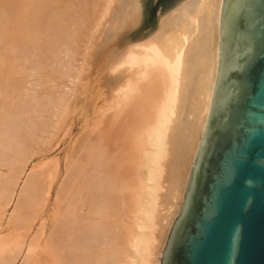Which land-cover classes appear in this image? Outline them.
<instances>
[{"label": "bare ground", "instance_id": "1", "mask_svg": "<svg viewBox=\"0 0 264 264\" xmlns=\"http://www.w3.org/2000/svg\"><path fill=\"white\" fill-rule=\"evenodd\" d=\"M222 4L223 0H182L161 18L154 33L120 49L118 37L141 20V0H0V40L9 45L0 54V93L10 92V101L0 100V122L6 127L0 124V139L10 137V126L23 104L19 88L26 83L19 70L21 57L36 56L33 63L45 70L44 80L45 76L55 79L59 73L78 79L82 67L75 65V73L69 62L81 50L82 60L87 57L88 65L96 64L88 58L94 55L89 48L98 32L102 41L96 46L112 47L105 70L115 74L110 82L115 86L109 105L114 109L113 119L110 133L103 135L108 140L93 146L97 152L92 147L82 150L70 164V188L66 189L65 182L56 194L49 231L43 218L49 189L40 181L50 176L42 171L30 176L0 235V264H14L20 253L23 264H161L210 111L218 73ZM61 53L68 54V62L59 58ZM47 55L56 59L53 69L44 63ZM64 65H69L65 73ZM92 75L81 76L87 83L80 81L78 94H87L92 85L97 88L93 89L95 99L104 95L100 91L104 83L100 73L93 79ZM52 90L50 100L59 106V116L64 115L68 99L65 95L57 98ZM42 124L32 120L29 133L42 129ZM30 140L24 139L23 152ZM115 140L117 149L113 148ZM20 158L19 162L25 159ZM101 164L107 167L102 169ZM137 180L144 186L139 200L129 193L130 182L133 185ZM15 184L11 177L0 180V220ZM132 209L142 213L144 222L136 219L126 229L125 217ZM37 218L42 221L30 238V225Z\"/></svg>", "mask_w": 264, "mask_h": 264}, {"label": "water", "instance_id": "2", "mask_svg": "<svg viewBox=\"0 0 264 264\" xmlns=\"http://www.w3.org/2000/svg\"><path fill=\"white\" fill-rule=\"evenodd\" d=\"M181 1L141 0L117 47ZM161 264H264V0H223L210 111Z\"/></svg>", "mask_w": 264, "mask_h": 264}, {"label": "rangeland", "instance_id": "3", "mask_svg": "<svg viewBox=\"0 0 264 264\" xmlns=\"http://www.w3.org/2000/svg\"><path fill=\"white\" fill-rule=\"evenodd\" d=\"M96 34L98 37L99 33L96 32ZM96 34H95V36H96ZM94 37L91 40V41H93L91 43V44H93V46L90 44L91 46L89 48V52L94 53V55L90 56L91 58H88V59L89 60L93 59V62L96 63V64L94 63L95 68H94L93 64L88 65L86 63L87 57L83 59L84 61L82 60L83 55H81V54H83V51L81 52V50H80V54L77 53L78 55L77 54L74 55L71 62H69V65L74 66V68L71 71L74 70L73 72H75V73H77V70L75 69V68H77V66L79 68H81V67L83 68V69L81 68L82 74H80V76H79L80 78H78V79L74 78L73 76H65V75L59 73L55 79H52L51 77L47 78L45 76V80H44L43 75H45V72H44L45 70L42 71L43 69H40V67H38V65H36V63H33L36 60V56L28 55V57H21L22 60L20 59L21 63H20L19 70L21 71L20 73H22L23 76L25 77V79L23 78L24 81H22V83H26V84H23L22 86L20 85V88H19L20 89L19 92L22 95L23 104L21 106H19L20 112H18L17 117L14 120L16 122V123H14L15 125L13 124L10 126V130H9L10 132L8 134L10 137H8V139L6 141H5V139L4 140L2 138L0 139V149L3 150V151L0 150V152H2V153H0V157L2 156V161L0 162V180L10 179V177H11V180H13V181L15 180V182H16V184L14 186L13 193H12L11 201L6 208V212H5V215L3 217V220H0V235L5 230L6 225L10 219V216L12 215L14 208L16 206V202L18 201V199H20L21 194L24 192V189L26 187V184L28 183V180L30 179V176H32L35 173L40 174L41 171L43 173L49 174V176H50V179L47 176V181H42V180L40 181V184H43L44 186H46L49 189V194H48L49 200L46 203V206L43 208V210H44L43 211V216H44L43 218L47 224V231H49V229L52 226V222H53L52 212H53L54 207H55L56 194L58 195V192H60L61 188L64 186V183L65 182L67 183L68 179L71 177V176H67L68 174L69 175L71 174V173H69V172H71V171H69L70 164L73 162L74 159H76L77 155L82 153V150L85 151L89 147L93 148V146H95L94 148L99 147L98 145L100 144V142L106 138V137L103 138V135L106 136L105 134L110 133L109 132V129H110L109 123H111L110 121H112L111 119H113L111 117H113L114 109L109 108V105H110L111 101L113 100V95H114L113 93H115V89H114L115 86L113 87V84H110V82L114 79L115 74L113 75L112 70L110 71L109 68H107V70H105V68L108 67L107 65L109 62V56H107V55L109 54L108 51H110L112 49V47L110 45H108V46H105L106 48H104V47L99 48L96 45L99 44L102 41V39H99V37L98 38L96 37L94 39ZM95 40H97V41H95ZM7 46H9V45H5V42L0 40V54H2L1 49H5L4 47H7ZM96 49H97V51H96ZM106 52H107V54H105ZM101 53H104V55H106V56H104L103 54H102L103 56H100ZM63 54L64 53H61V55H60L61 57H59V58H61V60L66 63V62H68L67 60H69L70 57L66 53L64 54L65 56ZM49 56H51V55H49ZM80 56H81V58H80ZM52 57H53V59H51ZM74 57H76V58H74ZM88 57H89V55H88ZM94 57H96V58H94ZM105 57H108V58L105 59ZM51 58L48 57V55H47L45 57L44 63H45V65L48 64L47 67L49 66L50 68L53 69L54 68L53 65L56 66L57 64L55 61L56 59L54 58L53 55L51 56ZM64 58H65V60H64ZM104 59H105V61H104ZM80 60L82 62H80ZM94 60H96V61H94ZM104 62H105V64H104ZM69 65H67V66L64 65L65 66L63 69L64 73L66 71H68ZM75 65H77V66H75ZM85 66H88V67L86 68ZM108 70L111 73L107 72ZM90 72H92V74H93L92 79L95 78L98 75V73H100V75H102L101 77L104 80L103 81L101 78V81L104 83L101 86L102 88L100 87L101 90L98 87L99 90L104 93V95L96 97L95 99L93 97L96 95L93 93L96 91L97 88L95 89L92 85L90 87H88V89L90 91H87V94H84V95L78 94L81 91L80 88H81L83 81H84L83 84H85V82L87 81V80L81 78V76L87 75ZM17 75H20V74H17ZM41 77H43V79ZM58 77L59 78L61 77V79H59ZM49 78H51V79H49ZM80 81L82 83H80ZM91 81H94V80H91ZM22 83H20V84H22ZM51 83H52V85L49 86V84H51ZM112 83H113V81H112ZM40 85L42 86V88L40 87ZM45 85H47V86H45ZM109 85H111L112 87ZM44 87H45L44 90H46L48 92H51V90L53 89L52 91L57 98L63 97L64 95H65V97H67L68 105H69V106H67L68 107V112L66 111L67 114L65 112L64 115H61L62 117L59 116V114L57 112L59 110V106L56 105V102L53 103V100H50V94H48V92L43 91ZM26 88H28V89H26ZM93 89H95V91ZM36 91H38L39 93ZM44 94H45V96H44ZM0 95H1L0 100L2 99L3 101H7L8 99H10V92H8V91L5 93H2V94L0 93ZM43 97H45V98L43 99ZM85 97H89V98L87 99ZM46 99L47 100L49 99V101H47ZM8 101H10V100H8ZM45 101L47 103H45ZM44 104H46V105H44ZM22 106H23V108H21ZM99 109H100V111H98ZM32 111H33V113H32ZM105 119L106 120L108 119L109 121H106ZM32 120H35L36 122L39 121L40 123H43L42 124L43 128L38 129V127H37V129H34V131L36 130L35 133H34V131L29 133V131H30L29 127L31 125ZM0 124H1V127L3 126V129L6 130L5 124H3V122H0ZM96 124H98V125H96ZM59 126H60V128H59ZM54 129H56V130H54ZM26 136L29 137V139H31V137H32V140H30V142H32L34 145H32V143L28 142L29 145L27 144V146H29V147L26 146L25 150L23 152V150H22L23 147H21V145H22L24 139L26 138ZM9 138H10V140H9ZM106 140H108V138H106ZM7 141H9V142H7ZM5 142H7V143H5ZM113 142H116V140ZM118 144H119V142L117 144H115V146H113V148L117 149ZM96 145H97V147H96ZM5 146H7V147H5ZM10 146H12V147H10ZM18 147H20V148H18ZM17 150H18V152H17ZM96 150H98V149H94V151H96ZM94 151L93 152L90 151L91 153L90 152L89 153L90 154L93 153L92 155H95V153L97 151L96 152H94ZM116 151L118 152L121 150H116ZM90 154H87V155H89V157L87 156V158L91 157ZM16 155H18V156H16ZM17 157H19V158L23 157L25 159L22 160L21 162H19L18 161L19 158L17 160ZM3 159H4V161H3ZM88 161L89 160L86 161V165H85L86 168L90 163V161L89 162ZM23 162H24V164H23ZM101 163H104V161ZM7 164H9V165H7ZM104 165L106 166L107 164H104ZM104 165H102V167H101L102 169L105 168ZM13 169H15L14 172H12ZM10 170H12V171H10ZM10 174H11V176H10ZM34 178L37 179L38 177L34 176ZM130 183L132 184L133 182H130ZM131 184H130L131 190L129 193H131V196L134 195L135 198L139 200L141 195H144V193H143L144 186L142 185L143 186L142 187L141 184L138 182V180H137L136 184L135 183L133 185H131ZM69 185H70V183H67V186H66L67 190L70 188ZM136 189H137V191H136ZM30 194L33 195L34 193H30ZM33 196H35V194ZM127 212H129V209L127 210ZM136 219H138V221L140 220L141 222H144V217H142V213L138 212L137 210L132 209L131 212L128 213V215L125 217V224H127L126 229L128 228V226L132 228V226H134L133 224H134ZM31 220L32 219H30L29 221H31ZM41 221H42L41 219L37 218L32 222L33 225H30L31 229L29 230L30 232H28V234L30 235V238L36 233L35 231L39 228V226H40L39 223H41ZM25 226H27V224H25ZM122 226H124V224H122ZM19 232H21V231H19ZM127 232H129V231L127 230ZM32 233H34V234H32ZM24 260H25L24 254L20 253L18 256V259L14 262V264H23V262H25ZM126 260H127V258H126Z\"/></svg>", "mask_w": 264, "mask_h": 264}]
</instances>
